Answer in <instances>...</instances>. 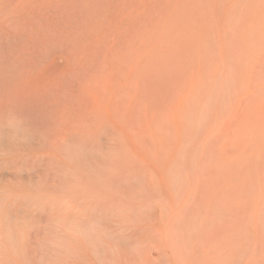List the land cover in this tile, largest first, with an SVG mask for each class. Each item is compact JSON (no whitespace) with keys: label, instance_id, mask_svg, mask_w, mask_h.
<instances>
[{"label":"rangeland","instance_id":"rangeland-1","mask_svg":"<svg viewBox=\"0 0 264 264\" xmlns=\"http://www.w3.org/2000/svg\"><path fill=\"white\" fill-rule=\"evenodd\" d=\"M0 132L36 264H264V0H0Z\"/></svg>","mask_w":264,"mask_h":264},{"label":"bare ground","instance_id":"bare-ground-1","mask_svg":"<svg viewBox=\"0 0 264 264\" xmlns=\"http://www.w3.org/2000/svg\"><path fill=\"white\" fill-rule=\"evenodd\" d=\"M0 161V264H36L39 253L47 256L52 241L50 182L32 166L22 169L9 165L8 158ZM81 219L78 225L87 224Z\"/></svg>","mask_w":264,"mask_h":264}]
</instances>
